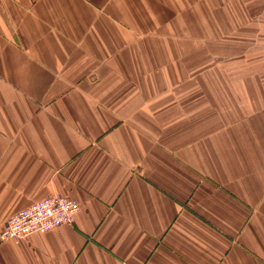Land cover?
<instances>
[{
  "label": "crops",
  "instance_id": "obj_1",
  "mask_svg": "<svg viewBox=\"0 0 264 264\" xmlns=\"http://www.w3.org/2000/svg\"><path fill=\"white\" fill-rule=\"evenodd\" d=\"M0 264H264V0H0Z\"/></svg>",
  "mask_w": 264,
  "mask_h": 264
},
{
  "label": "built area",
  "instance_id": "obj_2",
  "mask_svg": "<svg viewBox=\"0 0 264 264\" xmlns=\"http://www.w3.org/2000/svg\"><path fill=\"white\" fill-rule=\"evenodd\" d=\"M80 203L55 194L12 216L0 234L2 242H19L35 234H46L71 225L80 212Z\"/></svg>",
  "mask_w": 264,
  "mask_h": 264
}]
</instances>
